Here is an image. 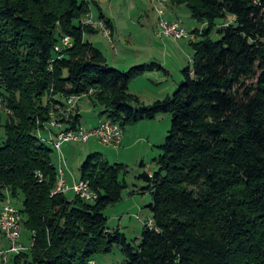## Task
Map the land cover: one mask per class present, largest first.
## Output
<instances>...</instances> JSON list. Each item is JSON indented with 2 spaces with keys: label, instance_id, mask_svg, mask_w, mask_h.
<instances>
[{
  "label": "trees",
  "instance_id": "trees-1",
  "mask_svg": "<svg viewBox=\"0 0 264 264\" xmlns=\"http://www.w3.org/2000/svg\"><path fill=\"white\" fill-rule=\"evenodd\" d=\"M168 4L186 6L207 28L191 43V65L178 89L144 105L128 86L160 66L109 67L101 50L84 40L98 30L84 25L89 7L82 0H0V203L7 195L20 203L21 227L31 241L0 264H89L115 244L122 264H264V0ZM227 16L232 23L211 39ZM64 36L72 47L57 59L54 47ZM90 90L86 100L101 109L99 116L123 129L161 113L172 118L152 173L139 176L146 184L141 191L151 195L154 226L143 225L137 246L111 235L105 216L128 187L126 165L93 152L79 178L97 199L53 194L54 150L37 131L49 122L53 102ZM80 118L73 109L67 123L74 128Z\"/></svg>",
  "mask_w": 264,
  "mask_h": 264
},
{
  "label": "rangeland",
  "instance_id": "rangeland-1",
  "mask_svg": "<svg viewBox=\"0 0 264 264\" xmlns=\"http://www.w3.org/2000/svg\"><path fill=\"white\" fill-rule=\"evenodd\" d=\"M168 3H165L161 9H164L165 5ZM90 4L91 3H89V5ZM107 4H110V9L114 12L118 23H123L122 29L124 32L122 35H118L121 38H115L116 40L114 45L116 50L126 53L124 55H127L130 60L139 58L137 55H142V57H152L153 59H147L143 62L146 64L150 63V61L156 63L159 61V64L163 66L160 70L154 69L145 71L143 75H140L130 82L129 85L135 83L132 90L136 92L140 102L144 105H150L157 100H162L168 96L170 97L175 92L174 90H177L179 85L184 80L182 76V70L184 67L190 64V60L193 56L191 43L199 39L201 31L207 28V25L197 23L195 20H193L186 6L177 7V10H175L176 15L180 20V24L186 29L187 36L177 41H174L170 38H158L156 36L157 27L155 26L154 28V22H158V20H156L157 13L155 14L149 8V18L152 21L151 25L150 20H146L145 16H141L143 14L142 11L148 7V0H108ZM155 4L157 7L156 2ZM104 8L107 12V6L104 5ZM90 12L93 16H95L93 18L97 19L99 17L100 11H97L94 5L90 6L89 12L85 15V17L90 14ZM164 16L168 20H174L167 17L166 13ZM99 19L103 20L102 18ZM232 21L233 18L230 16H227L222 21H217L215 26L216 28H214L212 31L210 38L213 40L220 39V36L217 34L216 30L222 26L231 24ZM86 26H89V24H86ZM96 30H98V33L91 35L87 34L85 36V40L97 47L105 45L107 47L108 45H113V42L112 44L108 43L107 39L103 36L98 28H96ZM194 30H198V33H193ZM150 39H154L156 41V46L151 43ZM157 42L160 43L161 49L159 46H157ZM104 51L107 55L109 54L105 49ZM105 52L102 51V54L104 53L103 56L104 58L106 57L105 61H107L108 56L105 54ZM87 107L89 111H83L81 118L82 123L87 119L94 122V116L98 114V110H100L92 108L91 106ZM171 120L172 118L170 114L161 113L158 114L154 119L143 120L135 125L126 127L127 131H132V133L137 129L136 132L133 133L135 136H137V134H139V136L141 135V141H139V144L137 143L136 148H133V152L139 149V157L141 156V158H144L146 165L145 168H140V166L134 162L135 156H133V153L130 151L127 152L129 157V159H126L129 162L127 163L129 173L126 178L128 187L124 191L122 200L106 209L105 216L107 217V228L109 233L111 235H115V233L118 232L125 237L129 244L133 246H137L140 243L143 225L146 221L151 219V213L148 209V205L151 203V195L149 192L141 191V189L144 188L146 184L144 181L139 179V176L147 172L150 168V160H148V156L149 158H152L153 156L156 157L160 152V150L156 148V152L154 153L155 155H152V149L149 151L146 150V148L147 146H150L154 143L155 146H161L164 144L168 132L171 129ZM50 130L54 131L53 129ZM43 136L45 135L43 134ZM147 140H150V145H148ZM94 143L97 142L89 141L86 144L70 143L65 144L67 147H62L61 151L64 159L66 157L64 153L65 149L66 154H80V151L82 149L84 150L83 153H81L80 159H77V162H69L71 165L70 167L75 172H78L83 158L85 159V157H87L84 155L88 150L87 148ZM92 147L94 152H99L101 154H105L111 150V148L101 146L100 144H96ZM73 148L77 150V152H73ZM54 155H56L55 152ZM69 157L70 155L67 154V158ZM108 160L111 164H114L115 159L108 157ZM16 205L19 207L20 203H16ZM22 234L26 235L27 232L22 230ZM22 241L25 242L28 247L30 246L29 240L27 241V239H22ZM124 260L125 258L121 252V246L118 244H115L112 251L108 254L98 255L95 258L96 264H122Z\"/></svg>",
  "mask_w": 264,
  "mask_h": 264
},
{
  "label": "built area",
  "instance_id": "built-area-1",
  "mask_svg": "<svg viewBox=\"0 0 264 264\" xmlns=\"http://www.w3.org/2000/svg\"><path fill=\"white\" fill-rule=\"evenodd\" d=\"M82 1L86 3L90 9L89 0ZM154 1L157 3L155 11L158 15L156 36L158 38H170L174 41L185 38L187 36L186 29L178 20L166 19L164 16V9H161L165 3L169 2V0ZM93 17L94 16L90 12V14L83 19L84 25L89 24V26H92L93 28H98L107 39L108 43L112 44L111 30L106 26L103 20L99 18L95 19ZM71 47V38L68 36L62 37L60 42L54 47V53L58 54L56 58L59 59L61 57V52ZM54 61V58L50 61L49 71L52 70ZM93 93L94 91L90 90L83 95L68 97L62 100L61 103L53 102L51 104L52 109L49 113V122L43 127V131L39 129L36 134L40 142L51 146L58 155H60L62 147L65 144L70 143L85 144L89 141H95L101 146L107 148L116 149L121 147L124 138V130L118 123L105 119L94 128H85L80 125L72 128L67 123L69 120V114L75 109L77 102L82 99H87ZM1 110L2 100L0 98V111ZM50 129H53L54 131H51ZM44 132L46 133V136H43ZM60 192H72L74 195L87 202H93L97 199V194L90 189L88 182L78 181L70 186L66 183L63 177V171L58 169V182L53 194ZM144 226L152 229L154 224L151 219H149ZM0 233L8 244L6 249L0 250V260L6 261L9 254H17L26 250V247L23 246L21 241L22 227L19 207L8 195L1 203ZM89 264H94V262H90Z\"/></svg>",
  "mask_w": 264,
  "mask_h": 264
},
{
  "label": "crops",
  "instance_id": "crops-1",
  "mask_svg": "<svg viewBox=\"0 0 264 264\" xmlns=\"http://www.w3.org/2000/svg\"><path fill=\"white\" fill-rule=\"evenodd\" d=\"M108 0H89V3L90 6H95V8L97 9V11H100V14H102L107 20H109L110 24H111V31H112V36H113V45L110 46L108 45L106 47L105 46H100V47H97L99 50H101V52H105L104 49L109 53L108 55L105 54L108 56V60L106 61V64L113 68V69H116V70H119V71H122V72H125L127 71L128 69L134 67V66H138V65H142V64H145V60L147 59H153L152 57H149V56H146V57H142V55H137L139 58H134L132 60L129 59V57H127V55H124L126 53H122V52H119L116 50V47H115V40L116 39H120L121 37H119L118 35H122L123 34V23H118L117 19H116V16L114 14V12L110 9V4H107ZM104 5L107 6L106 10L107 12L105 11V8H104ZM149 8L152 12H155V9H156V4L153 0H148V7L142 11V15L141 16H145V19L146 20H150V25H151V19L149 18ZM175 10H177V7H173L169 4L165 5V8H164V11L166 13V16L169 17V18H172L174 20H179L178 16L176 15V12ZM95 17V16H94ZM98 17V16H97ZM99 18V17H98ZM156 20H158V17L156 15ZM155 26L157 27V23L156 21L154 22V28ZM87 34L84 35V40H85V36ZM91 35V34H89ZM116 38V39H115ZM157 38V37H156ZM151 40V43L156 46V41L154 39H150ZM89 42V41H88ZM157 46H159L160 48V43L157 42ZM180 47V45H179ZM182 47V46H181ZM161 49V48H160ZM112 50V51H110ZM124 52V51H123ZM104 54V53H103ZM123 54V55H121ZM106 58V57H105ZM156 61V60H154ZM191 61H192V58L190 60V64L191 65ZM140 63V64H139ZM151 63H155V64H158L160 66V69H162V65L159 64V61L158 63L156 62H152L150 61V63H146V64H151ZM188 65V66H189ZM187 67V66H186ZM185 68V67H184ZM143 75V74H142ZM135 83H132L131 85L128 86V90L131 94L133 95H136L138 97V95L136 94V92H134L132 89H133V86H134ZM173 91V90H172ZM175 91V90H174ZM169 97V96H168ZM87 106H91L92 108H95V109H100L99 107H94L93 104H91L90 101L86 100V99H82L81 101L77 102L76 106H75V109L76 111L78 112V114L81 115V118H82V113L83 111L87 112L89 111L88 110V107ZM98 114H96L94 116V122H92V120H86L85 122L82 123L81 121V118H80V126H83L85 128H94L96 127L101 121L105 120V118H102L99 116V113L101 111L98 110ZM132 126V125H131ZM126 127H129V126H126ZM126 127L123 129L124 130V140L122 142V145L120 148L118 149H113L111 148V150H109L107 153L103 154L104 157L108 160V157H112L114 160V164H124L127 166L128 168V164L129 163L126 159H129L128 155H127V152L130 151L133 153V156H135V159H134V162L140 166V168H145V162H144V158H141V156L139 157L140 155V152H139V149L134 151L133 152V148H136V145L137 143L139 144V141H141V135L139 136V134H137V136H135V131H127ZM45 136H46V133H43ZM148 141V145H150V140H147ZM95 142V141H94ZM86 144V143H85ZM96 144L98 143H94L92 144L90 147H88L87 149V152L86 156L90 155L91 153L94 152L93 150V147L92 146H95ZM151 144H152V141H151ZM65 147H67L66 145H64ZM159 146H155V143L150 145V146H147L146 150H151L152 152V155H155L154 153L156 152V148H158ZM68 149V148H67ZM159 150V149H158ZM83 149L80 151V154H77V153H67L68 155H70L69 158H67V154H66V149L64 150V153L66 155L65 159H64V156L62 155V151L60 153V155H58L55 151V154L54 155V164L55 166L57 167V170L58 169H61L63 171V177L66 181V183L68 185H72L73 183L75 182H78L80 181V178H79V169H78V172H75L70 166V161H74V162H77V159H80L81 157V153H83ZM148 151V152H149ZM73 152H77V150H75L73 148ZM160 153V152H159ZM56 156V158H55ZM158 156V155H157ZM84 157V156H83ZM86 158V157H85ZM155 156H153L152 158H149L148 156V160H150V168L148 169L147 172L145 173H148V174H151L153 169H154V165L152 164V159H154ZM85 159L83 158L82 162L84 161ZM81 162V164H82ZM109 162V160H108ZM110 163V162H109ZM111 164V163H110ZM73 166V165H72ZM81 166V165H80ZM80 168V167H79ZM127 178V177H126ZM128 186V184H127ZM71 194H73L72 192H69ZM0 209H1V203H0ZM30 236L29 234L27 233L26 235H23L22 234V239H27V241L29 240ZM22 241V240H21ZM30 241V240H29ZM22 244L23 246L25 247H28V245L25 244V242L22 241ZM30 244H31V241H30ZM29 244V245H30ZM7 248V242L5 241V239L3 238V236L0 234V250H3V249H6ZM94 264H96L95 260H94Z\"/></svg>",
  "mask_w": 264,
  "mask_h": 264
}]
</instances>
